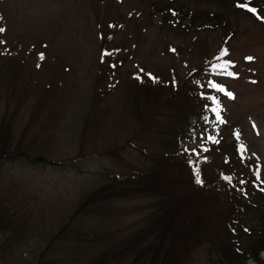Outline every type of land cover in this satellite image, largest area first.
I'll list each match as a JSON object with an SVG mask.
<instances>
[{
  "label": "rangeland",
  "instance_id": "374dc122",
  "mask_svg": "<svg viewBox=\"0 0 264 264\" xmlns=\"http://www.w3.org/2000/svg\"><path fill=\"white\" fill-rule=\"evenodd\" d=\"M163 7L167 12L161 14ZM188 9L222 15L232 36L224 43L231 31L169 22ZM0 28V127L9 126L11 137L8 157L0 161V264H90L145 224L153 201L139 197L108 201L97 214L73 218L78 202L109 174L128 175L142 166L139 149L163 151L165 140L177 138L160 116L156 126L139 127L140 119H150L152 98L134 94L135 80L174 76L181 84L202 72V93L217 98L224 122L217 121L209 99L204 117L184 123L182 148L206 147L200 166L225 183L223 175L250 171L235 160L234 144L240 161L249 159L253 172L259 168L264 187L263 19L209 0H0ZM103 49L110 55L101 64ZM229 61L226 70L211 72ZM107 62L116 67L113 73ZM99 73L105 83L95 94ZM209 80L232 96L210 88ZM170 95L165 88L161 98ZM27 153L54 163L30 160ZM240 225L231 239L245 248L257 221L247 218ZM206 251L207 245L200 247L185 264H209ZM246 264L255 263L249 257Z\"/></svg>",
  "mask_w": 264,
  "mask_h": 264
},
{
  "label": "trees",
  "instance_id": "16d2710c",
  "mask_svg": "<svg viewBox=\"0 0 264 264\" xmlns=\"http://www.w3.org/2000/svg\"><path fill=\"white\" fill-rule=\"evenodd\" d=\"M209 1L229 5L234 9H240L241 7H236L238 5H247L258 9V12L264 11V3L261 0ZM163 12H167L166 7L159 10V13ZM182 17H187L191 26L198 25L197 27L202 28L211 24L222 28L225 35L228 31L233 34L232 26L220 14L204 15L188 9ZM100 39H103L102 34ZM223 47L225 45H221V48ZM106 53V50H101V64L105 62ZM106 65L110 73L115 71L116 67L112 62H107ZM101 71L107 74L105 69ZM103 74L99 73L101 76L95 79V94L96 88L105 83ZM202 79L201 74L194 73L181 84L174 76L166 82L157 77L147 78V81L135 80L134 94L144 93L152 98L148 103L150 119L147 122L140 119L139 127L156 126V120L160 116L173 125L172 130L177 138L174 141L165 140L163 151L147 153L139 149L137 152L142 166L139 165L128 175L109 174L105 184L89 191L78 202L73 218L82 214H97V207L108 201L138 197L153 201L152 210L145 217V224L124 244L108 248L90 264H185L192 253L205 245L209 264H228L231 259L236 264H245L249 257L255 264H264L260 257V253L264 251V191L259 193L254 189L250 181L251 174L247 172H243L246 176L242 179L246 181L243 185L236 176L239 172L232 173L231 183L226 180L224 183L219 176L218 179L213 178L200 166V156L182 150L180 133L184 123L191 117L202 115L204 107L209 104L205 98L207 96L202 94ZM165 88L170 89L171 97L162 99ZM100 92L105 93V89L101 88ZM2 134L5 139L0 140V161L8 157L11 147L9 126L1 125L0 135ZM19 142L22 143V138ZM20 143L15 145L17 154L23 153L19 150ZM27 157L30 160L36 159V162L51 161L43 156L36 157L28 153ZM223 161L231 163L226 158H223ZM197 167L202 181L200 184L195 182L194 169ZM242 217L244 219H241ZM247 218L257 221V225L250 230L253 237L245 248H236L231 238L241 230L243 226L240 224ZM3 227V224H0V228ZM225 261L227 263H224Z\"/></svg>",
  "mask_w": 264,
  "mask_h": 264
},
{
  "label": "snow or ice",
  "instance_id": "6c2138e0",
  "mask_svg": "<svg viewBox=\"0 0 264 264\" xmlns=\"http://www.w3.org/2000/svg\"><path fill=\"white\" fill-rule=\"evenodd\" d=\"M249 11H253L254 12L255 9H249ZM3 31H4V29L0 28V32H3ZM226 54H227V49L222 50L221 56H224ZM106 55H110V54L106 53ZM43 58H44L43 54L41 53L40 54V59H43ZM246 59L251 60L253 58L252 57H247ZM230 64H231V62L229 61V62H225V64L222 65V66L213 65L212 68H211V71L215 72V71H220V70H226ZM227 75L234 76L236 74L234 72H232V71H227ZM208 86L210 88L216 90L217 92H225V94L228 95L229 97L232 96V94L230 92H226V90L221 85L217 84L215 81L209 80ZM205 98L210 99L213 103H215L217 105L219 104V101L217 100V98L215 96H210V97H205ZM212 111L216 113L217 121H219L220 123H223L224 121L221 119V117L219 115L218 107L217 108H213ZM237 137H238V134H237ZM195 139H196L195 136H193V141L194 142H195ZM207 139L212 141L213 143H219L218 139L215 136H208ZM241 148L243 149V145H241ZM185 151H188L192 155H195V156L199 157L201 155V152L207 151V148L204 147L203 145H201L199 152L197 151L196 148H192V149L185 148ZM205 159H206V157H205ZM242 159H243V157H242ZM194 171L196 173V181L195 182L198 183V184L202 183V181H201V179L199 177V169H198V167L196 169H194ZM255 176H256L257 180H261V172H260L259 168L257 169V171L255 173ZM222 178L225 179L226 181H228L229 183H231V181L233 179V177H231V176H223ZM261 182L264 183V181H261ZM245 183H246L245 180H240V184L243 185Z\"/></svg>",
  "mask_w": 264,
  "mask_h": 264
}]
</instances>
